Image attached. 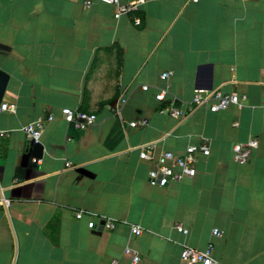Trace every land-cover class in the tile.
<instances>
[{"label":"crops","instance_id":"0c3cea01","mask_svg":"<svg viewBox=\"0 0 264 264\" xmlns=\"http://www.w3.org/2000/svg\"><path fill=\"white\" fill-rule=\"evenodd\" d=\"M113 14L98 0H0L1 104L16 105L0 111V264H131L126 246L138 264H184V246L209 243L215 264H264V0H144L138 27L132 14ZM195 89L246 100L189 112ZM171 99L182 118L161 111ZM65 107L95 124H65ZM47 115L55 121L44 123L34 163L21 129ZM201 139L210 154L194 178L148 185L140 147L180 152ZM250 139L258 147L237 164L233 145ZM105 218L114 229L102 228Z\"/></svg>","mask_w":264,"mask_h":264},{"label":"built area","instance_id":"2783aa9c","mask_svg":"<svg viewBox=\"0 0 264 264\" xmlns=\"http://www.w3.org/2000/svg\"><path fill=\"white\" fill-rule=\"evenodd\" d=\"M104 5L113 7L114 19H119L122 16L132 14L133 25L138 27L141 25V19L135 15L138 11L139 6L144 3V0H133L128 3H121L119 0H98ZM89 6L90 3L86 2ZM172 73L170 71L163 72L160 75L162 81H166ZM143 90L146 91L147 87L144 86ZM167 94L166 89L160 90L155 95L157 102L165 100ZM246 100L245 96L239 97L235 93H223L222 91L208 90V89H195L191 101L187 105V110L190 112L197 107L206 106L207 109L212 113L227 110L230 106L239 107ZM119 105H123L126 100L122 97L118 100ZM16 105L14 103L1 104L0 111L14 113ZM162 112L168 113L175 119L182 118L184 111L177 108L171 99L167 106L161 110ZM119 114V107L117 106L114 111ZM60 120L67 125H72L78 131H84L88 127L92 126L96 122V115L87 113L84 111H78L65 107L61 109ZM55 121L52 115L46 117H40L30 124L22 127V132L25 135L27 144L39 143L42 128L45 122ZM146 125L145 120L132 122L129 124L130 127L135 128L138 126ZM4 133L0 132V136ZM258 147V141L256 139H250L246 143H237L232 147V158L237 164H245L249 160L251 153ZM210 154V147L208 139H201L198 144H189L184 147L180 152L173 151H160L158 152L154 143H148L140 147L139 159L141 161L148 162L150 168L147 173V182L150 187H167L170 184L180 183L187 179H192L196 175V165L199 157H207ZM69 166V165H67ZM7 204L0 194V205L4 206ZM82 213H77L76 218L81 219ZM115 221L110 218L102 219V228L110 231L115 227ZM96 221L91 218L87 224L88 229H94ZM174 230L186 235L188 231L184 229L180 224L174 225ZM141 229L136 225L130 226L131 237H137L141 235ZM212 235L217 237L220 235L217 229H214ZM213 245L209 243L204 250H195L190 247L184 246L180 252V259L184 264H215L212 259ZM123 254L126 257H130L131 264H138L140 257L138 253L131 247L126 246ZM111 264H116V261H112Z\"/></svg>","mask_w":264,"mask_h":264},{"label":"water","instance_id":"95a60500","mask_svg":"<svg viewBox=\"0 0 264 264\" xmlns=\"http://www.w3.org/2000/svg\"><path fill=\"white\" fill-rule=\"evenodd\" d=\"M8 78H9L8 74L0 70V105L3 100ZM26 151L32 156L31 159H34L35 160L34 163H35L41 158L43 148L40 143H36V144L33 143L27 146Z\"/></svg>","mask_w":264,"mask_h":264}]
</instances>
